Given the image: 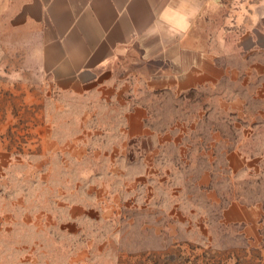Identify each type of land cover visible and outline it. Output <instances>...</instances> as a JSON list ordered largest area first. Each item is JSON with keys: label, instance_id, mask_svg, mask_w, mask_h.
Segmentation results:
<instances>
[{"label": "rangeland", "instance_id": "obj_1", "mask_svg": "<svg viewBox=\"0 0 264 264\" xmlns=\"http://www.w3.org/2000/svg\"><path fill=\"white\" fill-rule=\"evenodd\" d=\"M10 46L0 264H264V50L226 51L223 80L192 92L104 95L46 82Z\"/></svg>", "mask_w": 264, "mask_h": 264}, {"label": "crops", "instance_id": "obj_2", "mask_svg": "<svg viewBox=\"0 0 264 264\" xmlns=\"http://www.w3.org/2000/svg\"><path fill=\"white\" fill-rule=\"evenodd\" d=\"M258 18L256 0H0V36L25 68L64 91L104 95L216 84L226 51L264 50Z\"/></svg>", "mask_w": 264, "mask_h": 264}]
</instances>
